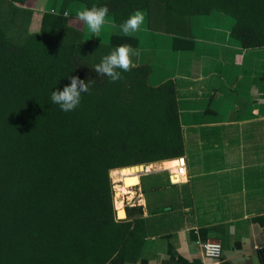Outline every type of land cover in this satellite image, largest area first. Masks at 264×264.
<instances>
[{"label":"trees","instance_id":"16d2710c","mask_svg":"<svg viewBox=\"0 0 264 264\" xmlns=\"http://www.w3.org/2000/svg\"><path fill=\"white\" fill-rule=\"evenodd\" d=\"M7 1L6 8L0 3V264L131 262L167 220L166 191L189 190L173 185L168 173L148 175L142 191L149 216L143 206L127 205L124 219L111 173L139 177L150 165L185 156L176 84L152 86L149 65L134 66L117 82L97 76L104 56L124 44L134 48L137 40L112 35L108 44L95 42L71 27L65 12L71 3L84 10L107 6L120 25L140 10L152 24L165 18L182 34L192 17L217 11L234 21L231 35L248 51L264 49V0H63L58 12L43 13L36 32L29 31L32 10L16 6L26 0ZM22 15L29 19L17 29L16 40L25 39L18 45L6 30L15 40L11 30ZM190 38L175 36L176 50L193 48ZM72 76L95 83L66 113L51 94ZM137 165L147 167L121 170ZM149 193L164 205L152 208Z\"/></svg>","mask_w":264,"mask_h":264},{"label":"crops","instance_id":"0c3cea01","mask_svg":"<svg viewBox=\"0 0 264 264\" xmlns=\"http://www.w3.org/2000/svg\"><path fill=\"white\" fill-rule=\"evenodd\" d=\"M142 12V30L128 37L137 40L133 64L152 68V86L168 80L176 84L187 174L171 183L189 191H166L167 220L126 264H264V49L243 50L231 35L234 21L217 11L192 17L185 36L152 26ZM67 13L71 27L89 30L76 14ZM107 19L90 40L108 44L112 35L127 37L111 28L112 16ZM156 19L157 25H167L165 18ZM177 35L191 37L193 48L176 50ZM154 165L162 171L153 174L168 173L169 179L176 174V160ZM143 178L134 187V200H142L137 205L148 217ZM148 198L154 209L164 205L153 194ZM208 241L221 243V259L204 255Z\"/></svg>","mask_w":264,"mask_h":264},{"label":"clouds","instance_id":"9594fccd","mask_svg":"<svg viewBox=\"0 0 264 264\" xmlns=\"http://www.w3.org/2000/svg\"><path fill=\"white\" fill-rule=\"evenodd\" d=\"M109 8L107 6H93L87 10L76 13L75 19L87 26L91 33L98 35L108 24ZM65 15H68L65 12ZM145 22L142 11H135L124 23L120 25L112 24L111 28L119 31L127 37H132L140 32ZM139 52L131 45L124 44L110 54L103 57L102 61L95 66V72L99 77H107L110 82H117L122 79V73L131 72L134 67L133 57L138 56ZM95 80L81 79L79 76L70 77V83L65 85L62 90L53 91L51 102L58 105L64 112H72L81 104L82 96L89 94Z\"/></svg>","mask_w":264,"mask_h":264},{"label":"rangeland","instance_id":"374dc122","mask_svg":"<svg viewBox=\"0 0 264 264\" xmlns=\"http://www.w3.org/2000/svg\"><path fill=\"white\" fill-rule=\"evenodd\" d=\"M0 3L2 4V7H4V8H6L5 5H8V1L7 0H0ZM62 3H63V0H26V2L23 3L22 5L20 3H18V4H16V6H18L20 9H24V10L26 9L25 11H27L28 9L32 10L31 12L33 13L32 14L33 16L31 17L32 20H31L29 31L36 32L40 28V24H41V19H42L43 13L52 11V8H54V7L57 8L58 10H60V8H62ZM8 9H11V8H8ZM84 9H85L84 5H82L80 3H71L69 8H68V12H70V14H76L77 12H79L81 10H84ZM7 14L8 13L4 9V15H2L3 16L2 18H4L5 21H7V22H9L11 24V22H10L11 21V16H8ZM108 17H110V16H108ZM175 17H177V16L175 15ZM175 17L172 15L171 18H175ZM28 19H29V16L22 15L18 20H15V22L13 24L14 27L11 30V35L15 38V40L10 36L8 31L6 30V32L8 34V37L14 43H16L18 45H21V44L24 43L25 39H23V38H21L19 40H16V39L19 37L20 31H21V27H22L21 24L25 23ZM167 23H168L169 26L168 25L165 26L163 24L157 25V23L156 24L153 23L152 26L166 28L165 30L171 29L169 22H167ZM188 25L189 24L185 25V23H184V32L186 31L185 27L188 26ZM17 29H19L20 31H17ZM105 30L109 31V27L106 28ZM189 30H191V29L188 28V31ZM85 36L88 39H94L95 40V35L93 33L89 32V30L85 33ZM149 167H151V169L141 173L139 178H138V176L133 175L132 173L129 172L130 175L132 177H134V183H132L130 185H127L124 182L125 175L121 174L118 177L116 176L114 178L113 177L114 175L112 176V173H111V178H112V181H113L112 183L114 184L113 188H114V191H115V208H116V210H117L118 202H122L124 210L126 209V206L129 205V204L131 206L132 205H136L138 203L143 204L142 200L141 201L139 199H135L134 200V198H135L134 193L136 191V189L134 190V187L139 185L138 182H139L140 177L143 178L146 175H150V174L162 171V167H160V166L150 165ZM173 169H172V171H173ZM177 180H178L177 177H174V181L177 182ZM175 184H177V183H175ZM117 191L119 192V197L117 196L118 195ZM168 197L169 196H167V198ZM125 217H126V214H125Z\"/></svg>","mask_w":264,"mask_h":264},{"label":"built area","instance_id":"2783aa9c","mask_svg":"<svg viewBox=\"0 0 264 264\" xmlns=\"http://www.w3.org/2000/svg\"><path fill=\"white\" fill-rule=\"evenodd\" d=\"M176 162H177V167H176L177 169L175 175H179L180 178L179 182H181L182 178L185 177L187 174V161L185 157H181L177 159ZM203 251H204V255L207 258L216 259V260L222 258L223 249L221 243L218 241H208L204 243Z\"/></svg>","mask_w":264,"mask_h":264},{"label":"bare ground","instance_id":"6f19581e","mask_svg":"<svg viewBox=\"0 0 264 264\" xmlns=\"http://www.w3.org/2000/svg\"><path fill=\"white\" fill-rule=\"evenodd\" d=\"M132 169H134V168H132ZM135 169H139V167L138 168H135ZM121 174H123V175H125V177H124V182L127 184V185H130V184H132V183H134V177H132L131 175H130V173L128 172V171H118L117 173H115L114 174V178L117 176H119V175H121ZM115 181V180H114ZM125 212V211H124ZM118 214H119V218H120V213L118 212ZM125 214H126V212H125ZM126 218V217H125ZM124 218V219H125ZM121 219V218H120Z\"/></svg>","mask_w":264,"mask_h":264},{"label":"water","instance_id":"95a60500","mask_svg":"<svg viewBox=\"0 0 264 264\" xmlns=\"http://www.w3.org/2000/svg\"><path fill=\"white\" fill-rule=\"evenodd\" d=\"M138 167H147V166H146V165H137V166H132V167L122 168L121 170L130 169V168H138ZM140 175H141V174H140ZM140 175H139V176H140ZM174 176H176V175L172 174L171 177H170V180H171V182H172L173 184H175V183H174ZM125 212H126V210H125ZM117 217H118V219H120V218H119L118 211H117ZM126 218H127V212H126Z\"/></svg>","mask_w":264,"mask_h":264}]
</instances>
